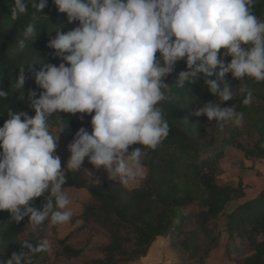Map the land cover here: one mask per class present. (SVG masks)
<instances>
[{
  "label": "clouds",
  "instance_id": "9594fccd",
  "mask_svg": "<svg viewBox=\"0 0 264 264\" xmlns=\"http://www.w3.org/2000/svg\"><path fill=\"white\" fill-rule=\"evenodd\" d=\"M52 2L66 14L67 24L76 26L62 31L66 25L59 24L49 32L55 36L47 47L58 65L36 57L16 76L14 87L24 93L22 99L27 72L41 90L27 92L35 115L9 108L0 127V212L17 224L27 217L31 231L46 221L59 225L71 220L65 169H83L85 158L123 185L142 175L146 151L169 135L162 102L173 99V87L184 89L203 74V84L219 103L202 102L194 115L216 121L223 131L228 124L241 125L244 113L232 104L221 105L239 94L242 105L250 107L254 96L248 81L264 82V20L254 11L258 0ZM47 6L48 0H12L13 21L35 10L19 50L40 35L37 25L42 16L49 20L41 14ZM181 61L185 69L169 83ZM229 73L240 81L235 91ZM8 95L0 90V99ZM60 113L91 115L92 129L76 131L63 168L56 152L62 127L53 134L50 124L52 117L60 120ZM42 196L44 203L37 208L35 201ZM46 247V240L37 245L25 240L21 248L27 251H13L7 264H32L31 256Z\"/></svg>",
  "mask_w": 264,
  "mask_h": 264
},
{
  "label": "trees",
  "instance_id": "16d2710c",
  "mask_svg": "<svg viewBox=\"0 0 264 264\" xmlns=\"http://www.w3.org/2000/svg\"><path fill=\"white\" fill-rule=\"evenodd\" d=\"M11 5L12 0H0V90L9 92L8 98L0 99V127L8 118L9 108L35 115L29 106L27 92L41 90L35 84L34 76L27 72L25 97L22 99L24 93H17L14 87L16 76L21 67L27 68L36 57L58 65L60 60L52 57L53 50L47 47L49 39L55 36V32H49L59 24L66 25L62 31L76 26L67 24L66 14L59 13L52 0H48V6L41 14L47 15L49 20L41 17L37 25L40 35L33 45L29 42L21 51L18 49L19 39L23 38L31 19L24 15L13 21ZM254 11L264 20V0H258ZM230 59L228 57L226 61L230 62ZM34 67L38 69L39 65ZM184 69V62H179L176 73L168 77V82L174 84L176 74ZM226 78L234 86L240 83L232 79L230 73ZM248 83L254 96L252 105H242L241 97L240 103L233 106L244 113L243 123L248 125V134L253 136L259 134V125L264 128V82L249 80ZM214 100L219 102L203 84V74H199L195 82H186L184 89L173 87V99L162 102L165 119L170 125L169 135L155 150L146 151L143 159L146 177L137 178L138 184L132 188L111 181L108 176L95 181L83 165V169L77 172L65 169V191H86L89 194L79 218L82 226L78 231L88 235L84 246L72 243L77 232L59 239L57 232L61 224L46 221L36 231H31L26 226L27 217L17 224L9 213L0 212V264H7L13 251H27L21 248L25 240L33 245L47 241L44 251L31 256L32 264H138L150 254L160 238H170L171 250L177 251L176 239L185 234L180 244L183 250H189L193 248L191 245L195 244L198 232L209 237L211 247L205 257L224 245L233 264H264V190L243 201V192L239 188L220 183L222 172L218 159L208 162V167L198 163L201 152L213 144V138L206 130L210 121L206 116H195L194 112L197 105ZM86 116L91 120V115ZM50 124L53 134L62 127L69 137H73L80 127L87 128L83 120L66 113H60V120L52 117ZM235 144L248 155L260 149V142L251 147L241 141ZM61 166L65 167L62 163ZM168 183L174 186L165 191ZM182 188L188 192L187 196L181 195ZM43 203L42 196L36 199L35 206L40 208ZM193 205L194 208L188 210ZM188 225L194 230L186 233Z\"/></svg>",
  "mask_w": 264,
  "mask_h": 264
},
{
  "label": "rangeland",
  "instance_id": "374dc122",
  "mask_svg": "<svg viewBox=\"0 0 264 264\" xmlns=\"http://www.w3.org/2000/svg\"><path fill=\"white\" fill-rule=\"evenodd\" d=\"M29 11L35 12L34 9H30ZM31 12L25 14L28 19H31ZM15 59L18 61L17 58ZM236 87L237 86L233 87L234 91ZM241 97L242 96L237 94L232 101L224 102L221 106L227 107L231 104H239V98ZM81 115L83 114L77 113L74 117L77 120H81ZM82 120L86 124L87 130L91 132V120H89L86 115H83ZM244 121L243 118L239 126L228 124L223 131L218 129L216 121H210L206 125V130L212 136L213 144L201 152L198 160L199 164L208 167V162L218 159L222 172L220 175V183L232 184L239 188L243 192V201L254 198L264 190V128L259 125V134H252L253 136H250V134H248V125H245L243 123ZM73 137L66 136L62 130L60 132V139L56 152L61 157L63 166L66 165L71 155L67 150V145L73 140ZM238 141L244 142L246 146L250 147L260 142V149H258L256 153L248 155L245 151L236 147L235 143ZM83 166L87 168L89 175L95 181L102 176H107L106 171L102 167L99 169L95 168L88 162L87 158H85ZM146 174L147 171L143 169L142 175L139 178H145ZM137 184L136 181H131L126 186L132 188ZM173 186V184L168 183L164 190H170ZM65 192L71 200L70 208L72 209L73 215L69 222L60 225L57 232L58 238L63 239L69 234L77 232L72 243L81 247L87 243L88 235L78 231L82 226V222L79 218L82 215L84 204L89 200V194L86 191L75 190H66ZM187 194L188 192L182 188L181 195L187 196ZM193 208L194 205L190 206L188 210H192ZM177 220L178 219L175 220V223H177ZM190 230H194V227L188 225L185 232L187 233ZM184 237L185 234L176 239L178 244L177 251L171 250L170 238L165 236L160 238L154 244L150 254L138 264H175L176 261L178 264H233L227 256L224 245L213 249L211 253L205 257V252H208V249L211 247L208 235L198 232V236L196 234L195 244L191 245L193 248L189 250H183L180 244V241H183ZM225 239L226 237L224 241ZM50 245H52V241ZM194 246L196 248H194Z\"/></svg>",
  "mask_w": 264,
  "mask_h": 264
}]
</instances>
